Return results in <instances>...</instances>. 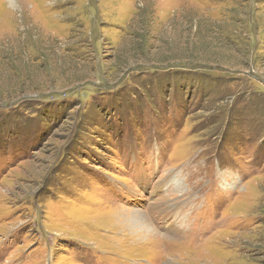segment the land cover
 <instances>
[{
    "label": "rangeland",
    "instance_id": "374dc122",
    "mask_svg": "<svg viewBox=\"0 0 264 264\" xmlns=\"http://www.w3.org/2000/svg\"><path fill=\"white\" fill-rule=\"evenodd\" d=\"M0 264H264V0H0Z\"/></svg>",
    "mask_w": 264,
    "mask_h": 264
},
{
    "label": "bare ground",
    "instance_id": "6f19581e",
    "mask_svg": "<svg viewBox=\"0 0 264 264\" xmlns=\"http://www.w3.org/2000/svg\"><path fill=\"white\" fill-rule=\"evenodd\" d=\"M220 233H223V232H222V231H218L217 233H214V234H213V237H214V236H217V235L220 234ZM216 234H217V235H216ZM208 241H209V240H208Z\"/></svg>",
    "mask_w": 264,
    "mask_h": 264
}]
</instances>
